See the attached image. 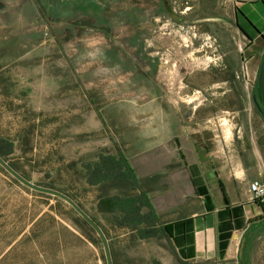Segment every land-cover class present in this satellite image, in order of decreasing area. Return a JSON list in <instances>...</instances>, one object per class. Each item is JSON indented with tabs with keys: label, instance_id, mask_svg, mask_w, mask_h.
<instances>
[{
	"label": "rangeland",
	"instance_id": "obj_1",
	"mask_svg": "<svg viewBox=\"0 0 264 264\" xmlns=\"http://www.w3.org/2000/svg\"><path fill=\"white\" fill-rule=\"evenodd\" d=\"M231 10L225 0H0L3 158L32 182L73 196L96 217L116 264L220 263L179 261L162 240L134 241L109 226L96 208L95 186L74 169L121 137L131 139L137 121L150 120L158 91L172 110L174 102L187 112L211 100L203 62L221 48L224 60L234 57ZM167 42L189 45L191 73L183 59H171L173 50L155 49ZM173 69L180 72L177 80L163 77ZM244 101L225 95L218 105L226 115ZM242 114L222 120L225 137L247 164L253 166L248 159L254 149L264 163V126L256 113L249 120ZM76 217L0 166V264H106L102 249L79 233ZM241 253L239 264H264V233L245 241Z\"/></svg>",
	"mask_w": 264,
	"mask_h": 264
},
{
	"label": "crops",
	"instance_id": "obj_2",
	"mask_svg": "<svg viewBox=\"0 0 264 264\" xmlns=\"http://www.w3.org/2000/svg\"><path fill=\"white\" fill-rule=\"evenodd\" d=\"M225 1L232 9L229 21L236 31V48L230 62L221 56L223 48L204 59V92L211 100H200L187 112L174 102L172 110L158 91L150 120L137 121L131 139L121 137V143L98 153L115 155L118 148L126 156L169 231L168 237L157 240L165 242L179 261L213 259L219 264H239L245 241L264 233V210L251 199L248 189L252 179L264 184L262 156L254 149L248 159L253 166L247 164L225 137L222 122L242 111L248 120L256 113L264 126L256 106L260 103L257 78L264 54V0ZM154 46L173 50L171 59H183V66L190 68L192 52L186 43ZM179 73L173 69L163 77L177 80ZM225 95L227 99H245V103L237 112L225 115L218 105ZM78 169L80 172L81 165Z\"/></svg>",
	"mask_w": 264,
	"mask_h": 264
},
{
	"label": "trees",
	"instance_id": "obj_3",
	"mask_svg": "<svg viewBox=\"0 0 264 264\" xmlns=\"http://www.w3.org/2000/svg\"><path fill=\"white\" fill-rule=\"evenodd\" d=\"M6 144L10 143L6 142ZM11 145L12 143L9 146L11 147ZM3 154L2 150H0L1 157H3ZM71 164L73 165V163ZM9 165L19 172L14 164L9 163ZM74 170L80 175L81 179H84L91 186H95L98 191L96 208L109 226L126 230V233L134 241L157 239L161 236L168 237V229L162 225L160 217L155 213L146 191L135 176L126 156L118 148L117 154L100 153L95 160L82 162L80 172L76 168ZM21 175L26 178L24 174ZM43 186L55 188L51 184ZM60 191L63 192V190ZM68 196L74 200L73 196ZM53 198L58 204H64L74 211L65 201L55 196ZM255 202H258L264 210V202L258 200H255ZM77 204L82 208L79 202ZM82 209L84 210V208ZM84 211L88 214L86 210ZM88 215L96 221L108 239L105 227L96 217L91 214ZM76 216V226L79 233L102 249L100 240L93 229L77 213ZM78 239L81 240V236H78ZM109 247L113 264H116L110 243Z\"/></svg>",
	"mask_w": 264,
	"mask_h": 264
},
{
	"label": "water",
	"instance_id": "obj_4",
	"mask_svg": "<svg viewBox=\"0 0 264 264\" xmlns=\"http://www.w3.org/2000/svg\"><path fill=\"white\" fill-rule=\"evenodd\" d=\"M257 86L260 94V103H257L256 106L262 120L264 121V54L258 72ZM0 166H2L13 178L18 180L22 185L34 191L58 197L59 199L69 204L74 209V211L93 229V231L99 238L105 263L113 264L110 247H109V241L106 235L102 231L101 227L96 223V221L93 220L72 198H70L68 195H66L65 193H63L58 189L37 184L23 177L19 172L13 169L9 165V163L1 156H0Z\"/></svg>",
	"mask_w": 264,
	"mask_h": 264
},
{
	"label": "built area",
	"instance_id": "obj_5",
	"mask_svg": "<svg viewBox=\"0 0 264 264\" xmlns=\"http://www.w3.org/2000/svg\"><path fill=\"white\" fill-rule=\"evenodd\" d=\"M205 99V97H203ZM248 189L253 201L258 200L264 202V184L258 179H252L248 183Z\"/></svg>",
	"mask_w": 264,
	"mask_h": 264
},
{
	"label": "bare ground",
	"instance_id": "obj_6",
	"mask_svg": "<svg viewBox=\"0 0 264 264\" xmlns=\"http://www.w3.org/2000/svg\"><path fill=\"white\" fill-rule=\"evenodd\" d=\"M195 99V98H194ZM191 100V99H190ZM190 100H189V102H190Z\"/></svg>",
	"mask_w": 264,
	"mask_h": 264
}]
</instances>
